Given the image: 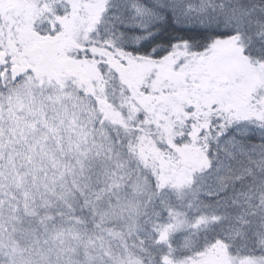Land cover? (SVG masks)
<instances>
[{
  "label": "snow or ice",
  "instance_id": "obj_1",
  "mask_svg": "<svg viewBox=\"0 0 264 264\" xmlns=\"http://www.w3.org/2000/svg\"><path fill=\"white\" fill-rule=\"evenodd\" d=\"M0 264H264V0H0Z\"/></svg>",
  "mask_w": 264,
  "mask_h": 264
}]
</instances>
